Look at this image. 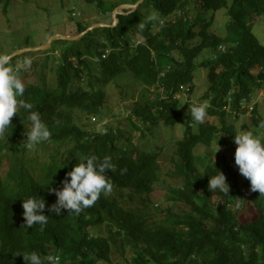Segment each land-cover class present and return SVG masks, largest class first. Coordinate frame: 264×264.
Returning <instances> with one entry per match:
<instances>
[{
  "label": "trees",
  "instance_id": "trees-1",
  "mask_svg": "<svg viewBox=\"0 0 264 264\" xmlns=\"http://www.w3.org/2000/svg\"><path fill=\"white\" fill-rule=\"evenodd\" d=\"M151 12L158 20L141 31L138 25ZM218 15L224 19L222 31L214 23ZM263 18L264 0H143L119 14L114 25L95 27L77 39L57 38L47 50H36L51 58L33 63L38 80H22L20 99L50 128L51 138L41 143L52 150L41 156L44 144L26 148L30 110L13 115L7 140H0V264H26L20 252L31 251L57 254L60 264H264V195L250 190L238 166L233 171L211 157L213 144L235 150L238 110L264 90V41L254 30ZM89 25L77 21V31ZM17 56L9 59L13 67ZM197 67L206 70L200 102L185 100L178 107L177 94L184 87L192 92ZM124 75L140 86L125 114L127 134L119 122L113 125V113L98 127L88 126L91 118L109 116L102 113L106 90ZM205 101L207 115L196 122L190 108ZM249 107L250 122L259 125L264 117L256 101ZM180 118L182 138L164 142L175 144L164 174L176 182L159 196L154 184L165 149L144 141L158 126L167 130ZM86 155L111 158L115 170L106 173L111 193H102L79 215L49 213L56 201L49 187H62L66 173ZM219 171L229 194L208 188L209 177ZM30 195L46 202L49 219L42 229L24 225L22 200Z\"/></svg>",
  "mask_w": 264,
  "mask_h": 264
},
{
  "label": "rangeland",
  "instance_id": "rangeland-1",
  "mask_svg": "<svg viewBox=\"0 0 264 264\" xmlns=\"http://www.w3.org/2000/svg\"><path fill=\"white\" fill-rule=\"evenodd\" d=\"M102 2L103 4L101 8H98L96 3H88L84 0H8L7 3L4 0H0V58H3L20 48L27 50L31 47L39 46L45 43L48 38L55 33L67 35L77 34V21H85V23H90V25L94 22L111 24L114 20V8L118 4L132 3V0H103ZM122 10L125 11L127 9L122 8ZM119 14L121 13H117V17ZM71 15L76 16L72 17ZM223 20V17L218 15L216 21H214L219 31H222ZM254 30L256 36L259 37L261 41H264V18L254 24ZM101 31L103 32V28L97 30V33L100 35ZM131 35L133 38H136L135 36H137H133L134 33H131ZM50 46L51 44L49 47ZM49 47L45 49L47 50ZM57 51L58 50L53 51L54 54H56ZM36 52L38 53L26 56H19V54H21L19 53L17 54L18 56L14 58V65L23 64L25 58L31 60L30 66L22 67L17 73L21 80L37 81L38 75L33 68V63L45 55H47V61H50L51 56L48 55V53L41 54L42 52ZM200 60H202V57L198 58V61ZM194 85L192 92L186 91L184 87V91L177 94L180 104L185 100L200 102L198 99L206 89V70L203 67H197L195 69ZM106 92V103L102 113L109 116L104 117L102 121L98 118H91V122L88 123V126L98 127L106 120H109V117L111 116L110 114L113 113L116 114L115 119L113 118V125H116L119 122V127L123 129L125 134H127L129 128L125 114L130 108V102L135 101L140 93L139 83L133 77L124 75L118 77L115 82L111 83ZM253 101H256L257 103L258 114L264 117V90L257 92L253 96V100L248 103L249 106L252 105ZM249 106L243 111L238 110L239 116L235 119L234 124L238 132L250 131L254 135L264 138V128H260L258 125H254V123L250 122L251 107ZM229 120L231 121L233 118L230 117ZM85 122L86 120L84 118L83 123ZM184 122L183 118H180L174 127L168 128L169 130H166L162 126H158L157 130L151 132L146 138L147 140L144 141V144H147L150 147L153 144H156L165 149V152L161 157L162 168L159 173V179L154 184L159 196L164 195L166 188L170 184H175L176 182V179L170 178V175L165 176L164 174L171 166L169 158L174 154L175 144L172 143L165 147L164 142L167 144L170 141L182 138ZM19 143L21 144L22 141H19ZM39 144H44V148L38 150V155H46L52 150L49 144ZM45 146L48 147L45 149ZM200 151H202V149ZM234 152L235 150L230 146H217L213 144L211 148V157L213 160H218L220 163L231 164L232 167L230 170L234 171L237 168L234 161ZM28 153L31 155L35 154L34 151ZM8 162V158L3 160L2 172L6 170ZM245 213L246 212H242L241 216Z\"/></svg>",
  "mask_w": 264,
  "mask_h": 264
},
{
  "label": "clouds",
  "instance_id": "clouds-1",
  "mask_svg": "<svg viewBox=\"0 0 264 264\" xmlns=\"http://www.w3.org/2000/svg\"><path fill=\"white\" fill-rule=\"evenodd\" d=\"M156 20L158 17L154 13L150 14L138 27L142 31L149 22ZM30 64L31 60L25 58L23 64L13 67L9 64L8 57L0 58V140H7L13 115L20 114L21 109L30 110L27 118L31 122V127L26 130L27 138L23 141L25 147L29 149L42 141H48L52 135L48 125L41 119L40 113L31 110L33 105L20 99L24 94L25 84L17 73L22 67ZM209 106L207 101L192 105L190 108L192 119L203 122ZM258 127L264 128V120L259 122ZM233 139L236 144L234 161L240 174L250 181L251 191H258L264 195V139L250 131L236 133ZM108 170H115L110 157L105 156L102 159L96 155L82 157L66 173V178L61 181L62 187H49L48 190L54 192L56 196V201L48 206L49 213L60 215L62 210H67L68 213L79 215L84 209L93 206L102 193H111L113 186L110 177L106 174ZM208 188L211 191L219 190L229 194V184L225 174L219 171L218 174L209 177ZM45 207L46 202L42 196L30 195L23 198L24 225L32 227L38 224L42 229L49 219L44 212ZM20 253L26 264H60V256L57 254L41 255L36 251Z\"/></svg>",
  "mask_w": 264,
  "mask_h": 264
},
{
  "label": "water",
  "instance_id": "water-1",
  "mask_svg": "<svg viewBox=\"0 0 264 264\" xmlns=\"http://www.w3.org/2000/svg\"><path fill=\"white\" fill-rule=\"evenodd\" d=\"M142 1L143 0H136L134 3L118 4L113 10V18H114V20H113V22L111 24H105V23H102V22H94L91 25H89L86 29H84L81 32H78L77 34H74V35L55 33L50 38H48V40L45 43H43V44H41L39 46H36V47H31V48H29V50H36V49H39V48L40 49H45V48L49 47V45L51 44V41L53 39H57V38L77 39L81 35H83L86 31H88L90 29H93L95 27L114 25L116 23V21L118 20L117 13H125V12H129L131 10H134L136 8V6L139 3H141ZM122 8H126L127 11H123ZM22 51H25V49H22V48L17 49L16 51L11 52L10 54L6 55L5 57H8L10 59L14 55H17V54L21 53Z\"/></svg>",
  "mask_w": 264,
  "mask_h": 264
}]
</instances>
